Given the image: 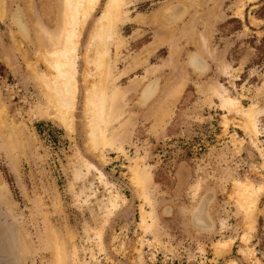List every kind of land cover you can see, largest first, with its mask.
<instances>
[{
    "label": "rangeland",
    "instance_id": "obj_1",
    "mask_svg": "<svg viewBox=\"0 0 264 264\" xmlns=\"http://www.w3.org/2000/svg\"><path fill=\"white\" fill-rule=\"evenodd\" d=\"M107 1H99L81 35L70 132L40 81L51 71L35 38L37 30L52 38L60 33L63 0H3L0 237L7 264H264V191L250 210L237 189L264 185V0H123L103 70L88 65L87 56L94 60L97 52L87 49ZM169 4L163 22L171 26L150 49ZM18 5L33 45L11 25ZM176 7L183 12L172 21ZM190 50L206 57L208 74L187 73ZM156 77L161 89L144 108L139 92ZM93 83L106 89L102 128L115 140L110 145L91 143ZM225 97L258 119L252 124ZM210 193L213 226L193 224L199 232L192 213ZM112 200L119 208L111 215ZM229 240L230 251L218 256L217 245Z\"/></svg>",
    "mask_w": 264,
    "mask_h": 264
},
{
    "label": "bare ground",
    "instance_id": "obj_2",
    "mask_svg": "<svg viewBox=\"0 0 264 264\" xmlns=\"http://www.w3.org/2000/svg\"><path fill=\"white\" fill-rule=\"evenodd\" d=\"M99 1L100 0H63V6H64L63 11H62L63 24L61 26L60 33L56 35V37H53V38L48 37L42 30H37V32L35 33L36 34L35 38L37 39L36 43L38 44V47L40 50L39 57L42 61H44L47 64L48 69L51 71L49 75L42 74V76H40V81L42 82V85L45 88V91L48 95L50 102L53 103V105L58 110V117H57L58 120L70 132H74L73 112H74V109L77 103L76 99H77V93H78V83H77L78 64H77V61L79 58L78 51H79L80 39H81V35L85 28L87 21L90 18L91 14L94 13V10L97 8ZM206 1L211 2L212 0H206ZM122 2L123 0H108L107 3L105 4V8L103 9L101 16L97 19V23H96L97 28L95 32L92 33L91 35L90 42H89L88 49H87V53H90L93 50V48H95L97 52V57L96 59L91 60V58L89 57L90 55L89 54L87 56L88 65H91V63H95L98 69L105 70V65H106L105 60L109 53L108 48H107V38L109 35H111V30H112V27L114 26V22L118 15V11H119V8ZM199 2L200 1L197 0L198 4H200ZM2 4H3V0H0V9L5 14ZM17 4H16V7H17ZM168 7H165L163 9L164 11L160 15V17L162 18L160 19L161 24L163 22V16L166 13ZM178 8L179 7H176L173 10L171 9L170 14L168 15L167 18L170 20L172 19L174 20V18L176 17L175 21H177V17H179L177 15L180 12H183L180 10V12L178 13L177 12ZM11 15H10V22H11L12 27L16 30V32L18 33L20 37L22 35L25 39H27L25 40L23 38V41L27 42L29 45L30 44L33 45V41L35 39L33 38V35H32V31H31L32 27L30 28L29 22L25 18V14L23 10L21 9V7L19 6L16 9V11H14L13 14L11 13ZM163 23H165L163 24L165 28H167L168 26H171V25H166V22H163ZM99 47L100 48L102 47L100 51L98 50ZM194 53H191L189 55L187 63L185 64L186 66H184V68L186 69L187 66L191 67L195 73L202 76L206 74L210 69L208 60L203 58L200 54L198 53L194 54ZM152 74L153 72L147 73V78ZM90 77H91V74L86 73L85 80L87 81ZM160 82H161L160 78L156 77L144 86L142 92L140 93L139 105H143L145 108L146 105L157 96V94L159 93V90L161 89L160 87L162 85ZM92 85H93L92 88L89 91L87 90L88 91L87 92V95H88L87 110L89 114H91V126H92L91 135H90L91 143L93 145L95 144L97 145L99 142H102L104 145H110L115 140L114 138H109L106 135V131L104 130V128H102L103 127L102 124L107 121L106 119L107 112L105 110L106 109L105 108L106 89L103 83L102 84L93 83ZM182 90H183V87H182ZM107 99H109L108 96H107ZM225 101L229 104V106H231L236 111L240 113H243L245 111L244 110L243 112H241L242 110H240L239 108L240 107L239 103L233 98L226 99L225 97ZM246 111L247 112L243 113L244 116L247 119L249 118L250 122L254 124V121L258 119V112L256 111L251 112L249 110H246ZM246 129L248 130L247 127ZM86 166L89 169H95L93 165L89 164L88 162H86ZM99 175H100L101 181H104L105 180L104 175L101 173H99ZM141 176L139 175L135 176L136 177L135 184L138 190H143L146 186ZM237 187H238L237 189L239 190V194L241 198H243V200L246 201V203H249L251 205V207H248V208H251L250 210H252V206H254V204H255L254 207H256L257 198L264 191V185L260 187L258 186L255 188V186L248 183L246 185L238 184ZM141 197H144V195L141 194ZM212 200H213V195L211 193L207 194L201 199L200 202H198L197 207L192 213V221L190 224L195 230L199 232H202V230H199L198 228H204V229L210 228L211 229L213 226V222L209 214V205ZM117 202H118L117 200H112L110 202L111 203V211H110L111 215L114 214L119 208V204ZM243 203L245 204V202ZM145 216L147 215L145 214ZM249 221H250L249 222L250 225H252V223L254 222V219H251ZM142 222L143 224L147 223L145 217L142 219ZM193 224L198 228H196ZM246 239L247 237L245 235L244 240ZM232 244H233L232 240L223 241V243L220 242L216 247L217 255L220 256V255H223L229 252ZM57 256H58V259L56 260H58V263H61L63 259L61 254ZM232 264H235V263H232Z\"/></svg>",
    "mask_w": 264,
    "mask_h": 264
},
{
    "label": "flooded vegetation",
    "instance_id": "obj_3",
    "mask_svg": "<svg viewBox=\"0 0 264 264\" xmlns=\"http://www.w3.org/2000/svg\"><path fill=\"white\" fill-rule=\"evenodd\" d=\"M178 3V2H177ZM176 3V4H177ZM200 3H203V4H206V3H208V1H206V0H202ZM173 4V3H172ZM171 4H169L168 6H170ZM168 6H166V7H168ZM164 11V10H163ZM162 11V12H163ZM191 13V12H190ZM162 14V13H161ZM189 14V13H188ZM183 22H185V18L184 19H182L181 21H179L177 24H175V26L173 27V29L172 30H175L176 28H179V29H181L182 28V26L185 24H182ZM190 23V22H189ZM189 23H187L186 25L189 27ZM163 25V24H162ZM185 25V26H186ZM191 26V25H190ZM163 28L164 29H160V28H156V30H155V35H154V37H155V40L154 41H152L151 43H152V45H154L153 46V48L152 49H157L158 47H159V44H160V40L162 39V37L165 35V33L164 32H166L167 31V29L164 27V25H163ZM163 30H166V31H163ZM171 30V31H172ZM150 43V42H149ZM147 45V44H146ZM199 50H190V53L187 55V57H186V59H185V62H184V64H186L187 63V60H188V57H189V55L191 54V53H194V52H198ZM205 56V55H204ZM205 59H206V57H204ZM207 60V59H206ZM208 64H209V68L211 69V64L209 63V61H208ZM186 66V65H185ZM210 69H209V71H210ZM186 71H187V73L188 74H191V75H194V76H200L199 74H197V73H195L193 70H192V68L191 67H186ZM209 71L206 73V74H208L209 73ZM206 74H204V75H206ZM203 76V75H202ZM158 77V76H157ZM163 83V82H162ZM142 88V87H141ZM139 94H140V92H139ZM153 101V100H152ZM151 103V102H150ZM150 103H149V105H150ZM190 219H191V215H190ZM204 234V233H203Z\"/></svg>",
    "mask_w": 264,
    "mask_h": 264
},
{
    "label": "water",
    "instance_id": "obj_4",
    "mask_svg": "<svg viewBox=\"0 0 264 264\" xmlns=\"http://www.w3.org/2000/svg\"><path fill=\"white\" fill-rule=\"evenodd\" d=\"M3 215H5V214L2 211V208L0 206V216H3ZM6 247H7V244L5 245V242L3 241V238L0 237V264H7L9 259H10V255H8L7 253L3 252L4 248H6Z\"/></svg>",
    "mask_w": 264,
    "mask_h": 264
},
{
    "label": "crops",
    "instance_id": "obj_5",
    "mask_svg": "<svg viewBox=\"0 0 264 264\" xmlns=\"http://www.w3.org/2000/svg\"><path fill=\"white\" fill-rule=\"evenodd\" d=\"M149 45H150V44H149ZM149 45H148V46H149ZM153 46H154V45H150V47H148V48L152 49V48H153ZM153 50H154V49H153Z\"/></svg>",
    "mask_w": 264,
    "mask_h": 264
}]
</instances>
